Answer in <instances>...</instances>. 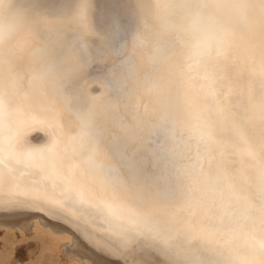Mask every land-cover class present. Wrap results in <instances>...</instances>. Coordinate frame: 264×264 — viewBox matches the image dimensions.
I'll list each match as a JSON object with an SVG mask.
<instances>
[{"label": "bare ground", "instance_id": "6f19581e", "mask_svg": "<svg viewBox=\"0 0 264 264\" xmlns=\"http://www.w3.org/2000/svg\"><path fill=\"white\" fill-rule=\"evenodd\" d=\"M17 126L87 198L60 215L90 252L35 219L3 263L30 231L34 264H264V0H0V145Z\"/></svg>", "mask_w": 264, "mask_h": 264}, {"label": "rangeland", "instance_id": "374dc122", "mask_svg": "<svg viewBox=\"0 0 264 264\" xmlns=\"http://www.w3.org/2000/svg\"><path fill=\"white\" fill-rule=\"evenodd\" d=\"M199 8H202V5L197 4L193 11L190 10V12L199 16L202 25L207 24L209 19L215 18V13L200 15ZM185 12L188 13L187 11ZM198 37L201 38V46L203 48L207 47L212 41L214 44L217 41V28L204 30L201 27ZM64 128L68 129L66 126ZM19 129L20 134L18 137L12 130V137L7 141V145H0V148H3L0 150V189L4 191V193H0V227L3 224H8L24 230H30L32 222L37 219L43 225H50L54 229L71 232L72 241H70L69 245L75 247V249H66L64 254H74L77 251L89 254L90 251H87L82 242L79 241V239L83 240L82 238H85L83 233L80 232L78 235L69 220L60 215H69L71 212H75L78 206L81 208L80 213L86 217L89 212L84 209L89 207L87 198L85 199V197L79 195L75 183L67 184L63 167L59 170L56 169L57 172H53L50 169H44L42 164L26 160L27 154H30L32 150L40 153L44 152L46 143L39 144L43 138L42 134L36 130H30L32 127L20 126ZM47 137L49 136L47 135ZM19 139H21L20 142ZM54 145L58 146L55 143L53 147L51 146L52 149L55 148ZM46 156L47 160L51 159V154ZM86 218L80 217L83 222H88ZM62 219L66 220L67 226L62 225ZM28 232L30 231H26V236L28 237L19 240L15 244L11 255L6 261L7 263L0 261V264H34L40 247L31 236V232ZM1 243L0 238V250L3 249ZM61 254L62 259H65L64 255Z\"/></svg>", "mask_w": 264, "mask_h": 264}]
</instances>
